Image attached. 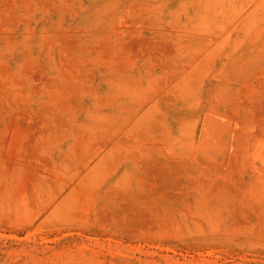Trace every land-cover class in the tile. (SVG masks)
<instances>
[{"label": "rangeland", "instance_id": "rangeland-1", "mask_svg": "<svg viewBox=\"0 0 264 264\" xmlns=\"http://www.w3.org/2000/svg\"><path fill=\"white\" fill-rule=\"evenodd\" d=\"M0 264H264V0H0Z\"/></svg>", "mask_w": 264, "mask_h": 264}]
</instances>
